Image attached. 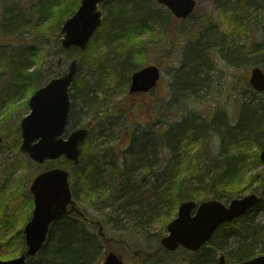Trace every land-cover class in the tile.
I'll return each instance as SVG.
<instances>
[{
  "label": "trees",
  "instance_id": "1",
  "mask_svg": "<svg viewBox=\"0 0 264 264\" xmlns=\"http://www.w3.org/2000/svg\"><path fill=\"white\" fill-rule=\"evenodd\" d=\"M214 1L224 12H233L231 21L243 26L248 37L251 29L259 28L262 38L251 47L247 46V42L232 44L230 41V44L225 35L218 33L211 21L196 24V37L185 46L181 66L175 76L179 78L177 85L180 87L178 90L173 88L174 96L190 91L196 97L200 89L207 87L206 76L212 68L211 56L214 51L234 66L264 65V21H258L255 14H252L254 10L264 13V0ZM240 3L244 4V8L239 15ZM78 5V0H0V113L11 107L13 100L29 96L41 83L46 59L51 56L54 59L55 51L62 50L58 39L61 25ZM102 8L104 15L99 27V39L92 42L91 51L106 44L110 40L108 36L114 40V46L96 55L79 52L89 73L96 76V79L83 82L79 78L76 81L81 85L74 88L73 92L70 91L71 101L78 100L85 106L90 121L99 126L97 134L106 130L107 126L103 127V121L112 123L114 114L119 112L105 94L109 74H118L119 79L114 81L124 91L131 72L142 66L133 62V55L144 54L149 46L147 40L152 39L153 35L151 32L149 38L137 42L132 39L144 31L150 32L149 22H159L161 15L152 8L150 0H106L102 3ZM122 43L126 44L123 49L125 51L120 54L117 52L114 61L108 60L109 54L116 53L114 47ZM50 45L56 48L55 51H51ZM174 82L176 83L175 79ZM131 107L127 106L124 111L131 110ZM120 115L124 119V115ZM138 121L142 124L141 127L129 130L131 137L126 140L123 148L117 149L115 144L107 150H101L97 144L91 143L89 122L86 125L89 133L81 146L80 162L77 166H71L73 174L70 176V184L74 197L83 204L85 216L102 222L107 236V230H129L127 226L117 228L115 222V218L119 217V214H115L122 208L127 209L125 212L129 216V223L132 221L136 230L141 231L155 215H171L182 200L219 199L225 196L234 182L236 172L233 170L238 166V158L230 156L221 166L216 164L214 167L218 166L219 169L215 173H212L209 164L198 168L199 183L194 184L191 181L193 177L189 176L193 174V170L189 174L186 171L188 175L185 174L184 177L181 175L188 163V156L175 148L203 143L209 134L220 136L222 142L229 134L233 138L252 139L261 147L264 95L260 93L258 98L249 95L242 99L235 124L222 112L215 113L211 121L198 122L193 116H185L183 120L170 124L162 135L160 128L153 130L144 125L143 121ZM164 145L169 150H163ZM206 154L210 157L209 150ZM205 176L209 177L207 182H204ZM16 190L10 189L8 198L14 194L20 195ZM231 190L237 191L233 188ZM260 190L264 191V182ZM3 197L5 199L7 196L3 194ZM260 207H264V198L243 216L221 225L199 251L189 254L183 260L173 258L169 263L214 264L212 254L223 251L231 264H243L245 260L264 253V228L254 221ZM92 208L99 211V214L95 215ZM0 211L5 229L11 227L13 220L8 213L5 216V206L0 207ZM16 233L19 234V231ZM17 237L18 235L12 237L11 241ZM159 246L157 244L154 249L158 250ZM24 248L21 236L15 253L23 252ZM104 249L93 225L83 222L76 215H65L53 222L47 241L32 264H99ZM154 249L152 253L155 252ZM12 253L14 254L8 251L10 256ZM163 257V251L149 258L137 256L135 264H158ZM32 259L29 258V264Z\"/></svg>",
  "mask_w": 264,
  "mask_h": 264
},
{
  "label": "rangeland",
  "instance_id": "2",
  "mask_svg": "<svg viewBox=\"0 0 264 264\" xmlns=\"http://www.w3.org/2000/svg\"><path fill=\"white\" fill-rule=\"evenodd\" d=\"M150 1H152V8L156 10L155 12L159 11L161 14L159 22H149L148 28L151 31H144L138 37L132 39L133 42H137L138 40L149 38L151 32L153 35L152 39L147 40L149 41V46L145 50V53L134 54L132 60L137 64H142V66L155 64L159 67L161 75L155 88L145 94L129 96L127 95L128 83L124 91L120 90L119 85L114 81V79H119L118 74L114 75L110 73L107 79L109 83H107L105 94L109 96L112 101L111 103L116 106L119 112L118 114H114V117L111 119L112 123H109L110 121H103V127H107L102 134H97L99 126L90 121L91 119L87 108L82 106L78 100L71 101L68 121L69 128L86 126L91 122V143L97 144L101 150H107V148L115 144L117 149L123 148L126 140L128 141L131 137L129 130L134 129L136 126L141 127L142 124H139L138 120L143 121L144 125H147L150 129L155 130L160 128L163 132L168 129L170 124L183 120L185 116H193L196 121L200 122L212 120L215 113L222 112L231 120L232 124H235L239 115L240 99H245L249 95L256 98L259 97V94L251 90L248 84L249 72L252 65L234 66L222 60L221 54L217 51L212 52V68L208 71V80L205 82L207 87L203 90L200 89L196 97L192 96L190 91H185L183 95L174 96L173 87L175 90H178L180 87L177 85L179 78L177 77L175 79V75L181 66L185 46L196 37V24L209 20L213 23L218 33L225 35L229 43L230 41L232 44H244V42H247L248 47L258 43L262 35L259 32V28H254L251 29L248 37L244 33L243 26L235 25L231 21L230 17L233 12L231 10L224 12L214 0H195V7L192 12L186 18L178 20L172 14V17H169L168 9L165 6L157 3L155 0ZM79 2L80 0H78V4ZM238 7L240 8V15L244 4L240 3ZM99 9L102 15H104L101 4L99 5ZM252 14H255L258 21H264V13H259L254 10ZM239 20L241 19L239 18ZM100 31V29H97L84 50L72 48L69 50L55 51L56 48L54 49L50 45L51 51L52 49L55 51V56L54 59L52 56L46 59V63H44L42 68L43 72H45L44 77L36 88L45 85L51 78L64 73L72 59H76L78 62V73L80 76L77 73L70 91L73 92L74 88L81 85L76 81L79 78L83 82L94 81L96 76L89 73L86 63L80 58L79 52L96 55L105 49L110 50V47H113L115 42L108 36L110 40L106 44H101L94 52L91 51L93 48V46L91 48L92 42L95 39H99ZM58 39L60 42L61 36ZM125 47L126 44L123 43L114 47L116 53L109 54L108 60L114 61L117 57V52L119 54L120 52H124L125 50L123 49ZM262 68L264 69V65H262ZM29 96H23L13 100L11 107L5 108L0 113V135L2 136L0 143V207L5 206V216L8 213L13 220L11 227L5 229L3 226V215L0 211V259L3 260L10 259L19 254L15 253L18 251L19 238L23 236L22 230L24 224L33 207L32 197L28 190L32 177L40 170L51 165L67 169L70 172V176L73 174L70 165L63 158L57 161L38 164L19 149L21 142L19 123L21 118L29 112ZM127 106L132 107L130 108L131 110L125 112L124 109ZM159 111L166 113V116H160ZM121 113L124 115V119L121 117ZM165 146L163 150H169ZM175 150H182V153L188 156V163L184 169L185 171L181 175L183 174L182 177H184L187 174L186 171L189 174L193 170V174L189 176L193 177L191 181L194 184L199 183L197 174L200 172L197 171L198 168L209 164L210 170L213 171L212 173H215L219 169L218 166L217 168L214 167L216 164L221 166L224 160L230 156L238 158V165H240L239 173L237 172V175L234 176V182L227 189L226 195L219 198L226 204L232 198L241 197L252 192H259L260 186L264 182V164L259 160L261 147H258L252 139L243 140L233 138L229 134L222 142L220 136L209 134L203 143L199 142L191 146L187 145L186 148L177 146ZM205 150H209L210 157H213H207L208 155ZM208 178V176H205L204 182H207L206 180ZM231 188L237 189V191H232ZM10 189H17L16 191H19L20 195L14 194L8 198L10 194L8 191ZM210 193L211 191L209 190ZM3 194L7 196L5 199ZM76 206L82 209L83 204L77 200ZM92 209L95 215L99 214V211L94 210V208ZM125 211L127 209L122 208L118 213H114L115 215L119 214V217L116 216L118 219L115 218V222L117 223V228L127 226L129 230L121 231L123 228L114 231L107 230L108 237H112V240L102 239V242L105 244L104 254L109 250H113L121 255L125 264H135L132 250L144 249L152 251L156 248L160 238L168 233L167 224L175 218L177 207L171 215L167 216L162 213L155 215L144 226L143 231L141 230L142 232L136 230L132 221L129 223V216ZM254 221L264 228V207L258 210ZM18 231L19 234L16 233ZM121 233L124 234V237H122ZM16 235L18 237L11 241V238ZM121 240L128 241L132 248H125L124 242ZM8 251H12L14 254L12 253L13 255L10 256L11 254H8ZM219 253H213L212 257L216 260ZM189 254L183 248L178 249L175 253L163 252L164 257L160 258L158 264H161V262L162 264H170L169 261L173 258L183 260ZM34 261L33 259L31 264ZM174 264L179 263L175 262Z\"/></svg>",
  "mask_w": 264,
  "mask_h": 264
},
{
  "label": "water",
  "instance_id": "3",
  "mask_svg": "<svg viewBox=\"0 0 264 264\" xmlns=\"http://www.w3.org/2000/svg\"><path fill=\"white\" fill-rule=\"evenodd\" d=\"M102 1L81 0L77 10L64 21L61 27L64 49L71 46L84 49L87 46L100 23L98 4ZM156 1L181 18L189 15L195 6V0ZM76 70L77 62L73 59L64 74L36 89L28 100L31 110L20 121V149L36 162L61 155L74 164L79 161L80 144L87 135V129H73L63 137L70 110L68 90ZM158 79L156 65L144 66L132 73L129 93L146 92L155 86ZM249 84L259 92L264 91V72L261 68H251ZM259 157L264 162V143ZM29 190L33 195L34 208L23 230L27 249L17 257L0 259V264H26V256L35 254L44 243L50 223L66 213L68 204L74 203L68 171L63 168L41 172L32 180ZM260 199V195L249 193L231 199L227 205L218 199L202 200L198 204L194 200L182 201L176 217L167 224L168 234L160 239V243L167 250H175L181 245L196 251L219 225L240 217ZM103 264H122V260L114 252H109ZM216 264H228L223 254L219 255ZM245 264H264V254L246 260Z\"/></svg>",
  "mask_w": 264,
  "mask_h": 264
},
{
  "label": "bare ground",
  "instance_id": "4",
  "mask_svg": "<svg viewBox=\"0 0 264 264\" xmlns=\"http://www.w3.org/2000/svg\"><path fill=\"white\" fill-rule=\"evenodd\" d=\"M206 79H208V76H206ZM239 168H240V165H238V166L235 168V170H233L234 172H236L235 175H237V172L239 173ZM233 171H232V173H233ZM227 173H228V172H227Z\"/></svg>",
  "mask_w": 264,
  "mask_h": 264
},
{
  "label": "flooded vegetation",
  "instance_id": "5",
  "mask_svg": "<svg viewBox=\"0 0 264 264\" xmlns=\"http://www.w3.org/2000/svg\"><path fill=\"white\" fill-rule=\"evenodd\" d=\"M222 60H224V58L222 57ZM225 61V60H224ZM226 62V61H225ZM176 74H177V72H176ZM176 76V75H175ZM175 79H176V77H175Z\"/></svg>",
  "mask_w": 264,
  "mask_h": 264
}]
</instances>
